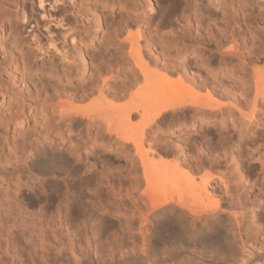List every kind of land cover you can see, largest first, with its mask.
I'll return each mask as SVG.
<instances>
[{"label": "bare ground", "instance_id": "1", "mask_svg": "<svg viewBox=\"0 0 264 264\" xmlns=\"http://www.w3.org/2000/svg\"><path fill=\"white\" fill-rule=\"evenodd\" d=\"M13 1L15 0H0V49L3 48L4 51H2L4 53L9 51L11 61L17 65V67L15 66L17 69L16 78L18 77L17 79L23 80L22 72L25 70V58L18 40L13 37L8 48H5L3 43V33H6L10 27L7 16ZM210 4L217 8L220 5V1L213 0ZM146 6L149 13L156 11L155 0H147ZM231 18H225L227 21L223 19L224 22L222 24L227 23H225L224 28L221 24L220 27L223 28L221 31L211 30L208 27L207 29L211 31L208 32L207 30L205 34H208L206 36L201 26L197 25L196 33L193 32L196 34V38L201 37L203 34L205 36V38L204 36L202 37L204 39L198 38L201 45H198L196 50L198 51L200 48L201 53H203L200 55L203 60L202 64L198 65L196 60L192 63L187 61V59L185 60L184 41L178 42L183 36L179 35L181 30L178 31V29V33L177 31L172 32L176 35H173L171 32L165 33V35L164 33H159L161 29L157 25L149 37L127 35L124 39H118L119 46H127V52L117 62L119 63L117 71L119 72V77L122 79V83L115 90L111 88L115 92L110 93H112L111 95H118L119 98L132 96L134 102L129 105L117 107L100 106L101 104H99L100 107L96 110L74 107L66 102L53 103L58 108L56 109L60 117L59 126L69 127L80 118L85 126H90L94 122L101 120L105 124L106 133L111 142L110 146L116 151V156L119 157V154H124L125 166H121L118 169L113 167L111 169L108 166V162L103 160L105 157L103 156V152L105 151L102 150H96L92 153L93 162L89 161L87 157L83 159L82 149L79 148L73 153L70 142L64 143L65 138L62 140V144H58L55 141H50L49 143H37L36 141L29 146H25L26 143H24V146L22 145L21 148L19 147L20 149L18 148L19 150L16 145V148L14 147L12 138L6 149V164L11 166L8 167L11 173L7 172L5 174L4 172L5 175L3 176L12 177V175L26 169L28 177L26 174L25 177L27 179L24 185H26V189L36 192L35 197L32 198L36 200L44 195V197L46 196L45 199H49L52 196V203L58 202V205L56 209L57 214H54L52 211L53 214L50 217L51 219L49 218V221L48 215L44 213L46 211H42V208L36 211L34 209L36 203L31 198H25L26 196L20 195L19 191L16 190L12 193L6 191L3 196L0 194V264H21L20 261L23 260L22 255L24 256V254H21L24 253L23 245L27 246L30 258V260L28 259L30 261L29 263L27 262L28 264H35L33 250H35V254L39 252V258L47 262L50 253L48 249L46 251V248L50 244H53V242L50 243L51 241H49L50 235L54 237L52 241L59 239V243L54 244V261L62 258L69 261V258L74 256L77 258V260L74 258V263L82 261L85 264H116V260L118 259L117 253H120V251L118 252V247L120 245L124 246L130 240V237H128L130 235L126 232L128 228L126 225L130 222L128 218L131 216L128 217V213H130L128 209L131 210V207L139 212L140 218H143L146 222L153 223L155 236L160 237L162 242V247H160L161 253L158 255V251L155 248L151 252L155 258V260L152 258L154 261L151 260L154 264L156 263L155 261H157L156 264H203L197 258H207L219 263H229L227 259L230 257L232 260L230 263L232 264V262L238 260L240 253L241 260L243 259V254L251 253V251L248 252L247 250L253 246L247 240L250 235L246 238L249 230L245 231V234L241 232V237L239 236L240 234L237 235L235 233L237 229L233 230L235 222L233 224L229 219L223 217L221 204L209 201L213 195L220 193V190L217 191L218 187L214 186L219 181L223 186L221 188L222 193L228 195L230 198L235 192L236 198L233 196L231 200H241V206H239L241 211H244L242 195L240 197L238 195L239 192L241 194V189L246 187L244 184L246 176L242 169L241 159L232 152L233 157L231 160L229 154L223 152L226 151V147L223 146L222 139L218 141L217 146L207 151L205 158L203 154H196L194 155L196 156L194 160H190L189 163L192 165L193 170L195 168L201 171L209 167L218 168L224 165L223 162H227L225 164L230 167L232 176L228 170L227 175H230L235 183L233 185L230 183L232 185L230 186L229 181H232L230 176H227L229 177L227 178L226 175L222 176L208 172L205 175H201L205 184L202 192L199 194H197V190L194 187H182L178 178L179 175H177L173 167L161 168L163 160L161 154L153 144L145 148L146 144L153 141L156 132L166 124L167 120L164 115L170 112L176 113L182 107L179 91L186 84L191 87L205 88L208 91L207 97L210 99L213 98V95L219 97L217 101H208L201 105L196 104V109L202 113L209 111L215 114L216 112L219 113L223 107H231L235 114L245 115L250 119L251 114L254 116V112L258 107H264V65L258 66L252 64L256 67L249 70V63H252V60L259 63L260 58L252 59V54H254V58L259 57L255 55L256 50L255 52L251 50L243 51V48L239 44L240 41H243L241 43L243 46L245 42L243 36L246 35V29H250L246 27L249 23L246 25V17L244 19L241 16L239 18ZM99 21L98 23L100 24L102 18H99ZM188 23L187 29L185 30L186 26L183 25V29L180 32L185 34V37L190 36V33L186 31L192 29L190 22ZM216 24L219 25L218 23ZM166 25L164 24L163 26ZM168 25L171 26L172 21ZM178 28L181 29V27ZM121 32L117 33L122 37ZM221 32H224L223 35ZM142 40L145 41L144 46L141 45ZM201 40L204 44L201 43ZM229 40L232 44L228 45V47L226 45V49L223 46L226 41L230 44ZM210 44L216 48V52L213 53H217L221 57L220 62H217V64L221 65V62L224 61H230L231 63V61L237 60L240 69L247 72L248 75L243 74L247 78L243 81V77V82L239 83L241 85L236 84L237 86H235L242 93L235 90L236 88L234 89V87L222 90V85L219 84L221 81L217 83L216 76L213 75V72L217 68L215 67V69L212 66L215 62L210 60L212 56H209L210 58L206 57L207 51L211 50L208 49L209 47H205V45L210 46ZM144 53L150 58V61H147V63L140 62L141 60H145ZM194 58V56L191 57V59ZM82 63L83 70H87L86 52L82 53ZM140 81L144 82V87L140 91L133 93L132 89L141 84ZM105 84L106 82H104ZM187 89L191 88L187 87ZM245 89L246 91H243ZM102 91L104 94L107 93L104 90ZM233 91H237L241 95L237 92L233 93ZM5 96L4 93L0 95V116L2 115V111L8 108H6L8 99ZM58 98L59 96H56L54 99L57 100ZM248 109L252 110L251 114L249 112L246 113ZM136 115H138L141 121L138 124H133V118H136L134 117ZM172 118H174V115L171 116ZM172 121L171 123L168 122L170 123L169 126L167 125L168 127L172 126ZM21 125L16 128L18 130V139H22L24 134ZM1 126L3 125L0 124V128ZM72 128L70 126L68 130L71 131ZM15 137L14 139L16 140L17 137ZM220 144L225 147L222 151L220 150L221 148L218 149L221 146ZM219 150L221 154L218 153ZM180 151L183 152L184 148H180ZM179 160L180 157L178 158ZM97 162L98 164L100 162L101 165L99 164V166ZM246 165L247 167L249 166V164ZM261 166H264V160ZM4 168L6 167L4 166ZM3 176L0 178L4 179L2 178ZM214 180L218 181L212 186L211 182ZM59 184H61L62 189H58ZM90 185H92V188H90ZM168 186H178V188L175 187L172 192H164V189ZM53 189H57L54 194L52 193ZM49 193L53 195L50 196ZM235 207L237 208V204ZM253 212L251 214L255 218ZM134 213L136 214V212ZM197 213L208 215V218H205L206 220L204 219L201 225L194 224L193 215ZM241 219L245 220V218ZM162 222H169V224L175 225L177 227L176 234L169 237L160 235L157 227ZM105 224L108 227H104ZM109 229L113 231L109 232ZM140 234L142 236L145 235L142 232ZM77 242L81 244L82 250L80 254L78 250L77 255H74L75 251H71V247L75 243L77 244ZM142 242L144 249L142 251H145V248L148 246L145 236ZM171 243H178V248L176 247L177 245L174 248H172L173 246L166 248V245ZM144 253L146 254V252L142 254ZM78 254L81 255L80 259ZM6 257H10V261H7ZM121 257L123 258H119L118 261L121 263L125 262L126 254ZM139 259V261L146 259V256L141 255ZM147 259L151 258L147 257ZM242 261L241 264H243ZM79 262L76 263L79 264ZM261 264H264V257Z\"/></svg>", "mask_w": 264, "mask_h": 264}, {"label": "rangeland", "instance_id": "2", "mask_svg": "<svg viewBox=\"0 0 264 264\" xmlns=\"http://www.w3.org/2000/svg\"><path fill=\"white\" fill-rule=\"evenodd\" d=\"M146 1L147 0L13 1V7H10L7 16L10 27L6 33H3V43L5 48H8L13 37L18 40L25 58V70L22 72L23 80L17 79V65L11 61L9 51L4 53L3 48L0 49V95L4 93L6 95L5 97L8 99L6 105V108H8L5 111L3 110L0 116V124L3 125L1 126L2 130L0 128V170L2 171L4 166L6 167L2 172L0 171L1 176L5 175L7 172L11 173L10 170H8L10 169L8 167L11 166L6 164V149L12 138L14 147L16 145L17 149L19 147L21 148L24 143H26L25 146H29L36 141L37 143L55 141L58 144H62V140L65 138L64 143L70 142L73 153L79 148L82 149L81 153L83 159L87 157L89 161L93 162L94 158L92 153L96 150H102L105 151L103 152V156H105L103 160L108 162V166H110L111 169H113V167L118 169L121 166H125L124 154H119V157L116 156V151L110 146L111 142L106 133L105 124H103L101 120H98L99 122H94L90 126L86 125V127L85 124L81 122V118L77 119V121L70 125L73 128L69 131L68 128L70 126H59L60 117L57 112L58 108L55 107V105L58 102H66L74 107L97 110L100 106L120 107L133 103L134 100L132 96L119 98L118 95H111L112 93H110L115 92L112 91L111 88L115 90V88L119 87L122 83V79L119 77V72L117 71L119 68V63L117 62L121 59L120 57L127 52V46L121 47L118 45L117 41L118 39H124L127 35L149 37L157 25L160 26V34H168L169 32H176L177 29L178 31H182L183 25L186 26V30L189 24L188 22H190L192 27L190 30L191 32L188 30L186 32H189L191 37H185L186 35L180 33V31L179 35L183 36V39L180 38L178 42L184 41L183 43L185 46L183 50L185 51V60L187 59L190 63L196 60L198 65L202 64L203 61L200 57V55L203 54L200 48L198 51L196 50L198 45H201L198 38H202L207 30L208 32L212 29L221 31V29L225 27V23H227L225 22L222 24V22L227 21L225 18H231V16H233L232 18H239V16H241L242 19H244V17H246V25L249 23V26L247 25L246 27L250 29L245 28L246 35L243 36L245 41L243 46L241 44L243 41L238 43L243 48V51L251 50L255 52L256 50L255 55L259 57L255 56L256 58H254V54H252V59L260 58V62L258 61L259 63L254 60H252V63H249V70L250 68L256 67L253 65H264V0H219L221 6L219 5L217 8L210 4L213 0H155L156 11L154 13L148 12ZM41 3L43 7L40 6ZM99 18H102L101 25L98 23ZM169 20L170 22L172 21L171 26L168 25L170 23ZM164 24H167L166 26L168 28L163 26ZM221 24L223 28L220 27ZM197 25L201 26L204 34L196 38V34L194 33H196ZM178 27H181V29ZM208 27L211 30L207 29ZM117 32H121L122 37L119 36L120 34ZM189 33H187V35H189ZM221 33L223 35L224 32ZM172 34L174 35L175 33ZM207 34H205V36ZM144 42L143 40L141 41L142 46L145 45ZM229 42L230 44L226 41L223 47L225 48L226 45L228 47V45L232 44L230 40ZM201 43L204 44L202 40ZM205 47H209L208 49L211 50L207 51L206 57L210 58L212 56L210 60L215 62L212 66L213 68L216 67L217 70L213 72V75L216 76L217 83L221 81L219 83L222 85L221 89L227 90L229 87H234V89L236 88L235 90L242 93L241 90L239 88L237 89L235 86L241 85L239 83H242L244 79L247 78V76L245 78L243 74L246 75L247 72L240 69L237 60H233L231 63L230 61H224L225 64L224 62H221V65L217 64V62H220L219 60H221V57L217 53H213L216 52V48L212 46V44H210V46L205 45ZM83 52H86L88 62L87 70H83L84 67L82 66ZM145 54L146 53H144V55ZM193 56L195 58L191 59ZM144 59L145 60H141L140 62L147 63V61H150L148 55H145ZM104 82H106L105 85ZM144 85V82H141V84L132 89V92L140 91ZM187 87L191 89H187ZM102 90L107 93L104 94ZM243 91H246V89ZM179 92L180 96H178L182 107L179 108L176 113L170 112L164 115L167 120L166 124L162 129L156 132L153 141L146 144L145 148L153 144L161 154L163 160L161 168H166L168 166L173 167L177 175H179L178 178L182 187H194L197 190V194H199L202 192L205 184V181L201 178L203 176L201 175L211 172L216 175H226L227 177L232 174V171L230 172V167L226 165L227 162H223L224 165L219 166V169L209 167L201 171L195 168L193 170L192 165L189 163L190 160H194V157H196L194 155L196 154H203L205 158L207 151L217 146L218 141L222 139V144L226 148L220 144L222 147L220 146L218 149L221 148V151L224 148L226 151L228 150V152H223L229 154L231 160L233 157L232 152L241 159L242 169L246 176L244 181L246 187H243L241 189V194L239 192L238 195L239 197L242 195L244 211H241L240 208L241 200H231L233 196L236 198L235 192L230 198L228 195L223 194L221 191L223 186L218 180L211 182V185L213 186L216 181H218V183H216L217 185L215 184L214 186L218 187L217 191L220 190V193L213 195L209 201L219 202L221 204L223 217L229 219L233 224L235 222L238 226L237 227L235 224L233 225V230L235 231L237 229L235 231L237 235L240 234L239 236L241 237V232L244 233L248 230L250 232L246 234V238L250 235L247 240L249 244L251 243L253 246L249 247L247 250L248 252L251 251V253L243 254V261L241 260L240 253L238 260L232 262V264H241V261L243 264H261L262 258L264 257V166H261L264 160V107H258L254 112V116L251 114V109L246 110V113L249 112V114H251L250 119L245 115L235 114L231 107H223L219 113L216 112L215 114L209 111L202 113L196 109L195 105H201L208 101H217L219 99L217 95H213V98L210 99L207 97L208 91L205 88L191 87L187 84L181 87ZM234 92L235 91H233V93ZM55 94L57 97H61L60 99L58 98L59 101L58 99H54L56 98ZM54 102L56 104H53ZM99 104L101 105L99 106ZM232 112L233 114H231ZM172 115H174V118H172L173 121L171 119ZM134 117L136 118H133V124L140 123L141 119L138 115ZM171 121L172 126L168 127ZM19 125H21L23 129L24 134H22L24 140H22L23 138L18 139L17 137L18 130L16 128ZM180 148H184V151L181 152ZM220 150L218 151L219 154H221ZM179 157L180 160L178 161ZM99 164L101 165L100 162ZM246 164H249V166L247 167ZM227 170L230 175H227ZM26 172L25 169V171L21 170L18 174L12 175V177L3 176L2 178L4 179L0 178V194L3 196L6 191L10 193L16 190L19 191L20 195L26 196L25 198H31L32 201L36 203L34 207L36 211L38 209L41 210V208L42 211H46L44 213L48 215L47 217L50 221L51 215L53 213L57 214L56 209L58 202L52 203L53 200L51 198V195H53L57 189L52 190L53 194L49 193L51 196L49 199H45L46 196L44 197V195L38 198L40 200L33 199L32 197H35L36 192L26 189L27 187L24 185L28 177ZM26 174L27 177H25ZM9 175L11 176V174ZM231 176L230 178L232 179ZM1 180L3 181L1 182ZM230 183L233 185L235 182L232 179V181H229V185L232 186ZM181 184L179 185L181 186ZM92 185L94 186V184ZM92 185H90V188H92ZM175 187L178 188V186H168L164 189V192H172ZM60 188L62 189L61 184L58 185V189ZM37 204L39 205L37 206ZM236 204L237 208L235 207ZM55 205L56 207H54ZM131 208L133 209H131L132 211L128 209L130 211L128 217L131 216V219L128 218L130 222L126 225L128 227L126 232L130 235L128 236L130 240L128 241L129 243L126 242L124 246L120 245L118 247V252L120 251V253H117L118 259H122L123 257L121 256L126 254V261L121 263L117 259L116 264H154L152 261H154L155 258L151 252L152 249L155 248L158 251V255L161 253L160 247H162V242L160 237L155 236L153 223L146 222L143 218H140L139 212L133 207ZM133 211L136 212V214ZM252 212L255 214V218L252 216ZM207 216V214L202 213L193 215L194 224L201 225V222H203L205 218H208ZM241 218H245V220ZM255 220L256 222H254ZM171 224H169V222H162L159 224L157 227V230L161 232H159V234L167 237L175 235L177 227ZM104 227H108L107 224H105ZM112 231L113 230H110L109 232ZM141 232L145 235L142 236L140 234ZM50 236L49 241H51L50 243L53 242V244H50V246L46 248V251L49 250L50 259L48 258V261L45 262L39 258L40 253L36 252L35 254V250L32 249V253L35 257V264H75L79 262L76 261L74 263L75 257L72 255L69 261L63 258L54 261V244L59 243V239L57 238L58 240L52 241L54 237L52 235ZM144 236L147 238L148 246L145 248V251H142L144 250L142 242ZM65 244L67 245V243ZM177 244L178 243L167 244L166 248H171V246L174 248ZM249 244L248 246H250ZM74 245L71 247V251L74 250L75 253H73L74 251L72 253L75 255L79 250L80 254L82 250L81 244L77 242V244L75 243ZM22 247L24 253L21 254H24V256L22 255L23 260L20 261V263L28 264L30 258L28 256L27 246L23 245ZM176 247L178 248V245ZM122 250L123 252L125 251L124 253L122 252L123 255H121ZM143 252H146V254H142ZM141 255H145L146 259H141V261H139ZM80 256L81 255L78 256L79 259ZM147 257L151 258L149 259L150 262ZM152 258H154V260H152ZM75 259L77 260V258ZM197 259L203 264H231L230 261H232L231 257L227 259L229 263H219L207 258ZM6 260L10 261V257H6ZM81 262H79V264L83 263ZM155 262L157 263V261Z\"/></svg>", "mask_w": 264, "mask_h": 264}, {"label": "snow or ice", "instance_id": "3", "mask_svg": "<svg viewBox=\"0 0 264 264\" xmlns=\"http://www.w3.org/2000/svg\"><path fill=\"white\" fill-rule=\"evenodd\" d=\"M41 7H43V4L41 3V5H40Z\"/></svg>", "mask_w": 264, "mask_h": 264}]
</instances>
